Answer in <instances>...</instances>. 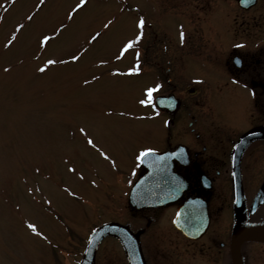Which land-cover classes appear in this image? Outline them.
Returning <instances> with one entry per match:
<instances>
[{"label": "rangeland", "instance_id": "374dc122", "mask_svg": "<svg viewBox=\"0 0 264 264\" xmlns=\"http://www.w3.org/2000/svg\"><path fill=\"white\" fill-rule=\"evenodd\" d=\"M182 1L191 8L192 0ZM156 3L85 0L76 8L80 0H0V264H42L43 239L57 240L60 221L90 230L114 215L115 191L140 173V153L166 145L165 118L141 103L154 86L150 73L129 71L144 53L161 56L164 32L179 36V17ZM154 33L157 45L146 50ZM187 47L169 46L168 58ZM49 60L55 63L44 68ZM203 71L192 61L183 79ZM243 179L251 198L254 177ZM247 251L249 264H264V245Z\"/></svg>", "mask_w": 264, "mask_h": 264}, {"label": "flooded vegetation", "instance_id": "af4514ba", "mask_svg": "<svg viewBox=\"0 0 264 264\" xmlns=\"http://www.w3.org/2000/svg\"><path fill=\"white\" fill-rule=\"evenodd\" d=\"M159 2L160 9L179 17L180 22L175 24L179 36L169 39L164 32L159 42L161 56L144 54L133 68L139 67L137 73L147 70L154 86H161V93L154 99L159 94H174L180 101L174 115L158 109L153 102L154 114L165 118L166 127V145L157 150L177 148L170 152L172 158L163 157L160 164H170L169 174L175 182L145 184L133 202V184L120 186L113 196L114 215L99 224L118 222L127 228L106 233L92 245L93 230H81L80 223L72 227L68 221H60L65 230L57 240L49 235L43 239L48 248L43 249L42 264H233L235 225L243 231L264 224V192L259 194L264 187V0L247 8L240 6L239 0H192L187 10L182 9V0ZM181 32L185 34L183 42ZM157 39L154 33L146 50L155 48ZM169 46L182 51L189 47L185 54L169 59ZM196 60L204 71L188 75L184 81L186 65ZM183 66L182 75L175 74ZM215 91L224 95L223 101L214 98ZM219 106L228 118L219 116ZM244 135L248 141L239 157V173L245 207L238 215L232 182L233 149ZM147 170L142 166L136 179ZM243 175L254 177L247 183L256 190L251 198ZM145 190L150 193L144 194ZM175 196L178 198L162 204L135 205ZM183 206L187 220L199 221L204 210L209 214V227L201 237L192 238L175 224ZM253 243L264 245L260 241L244 243L242 264H249L247 245Z\"/></svg>", "mask_w": 264, "mask_h": 264}, {"label": "water", "instance_id": "95a60500", "mask_svg": "<svg viewBox=\"0 0 264 264\" xmlns=\"http://www.w3.org/2000/svg\"><path fill=\"white\" fill-rule=\"evenodd\" d=\"M255 1H256V0H240V4L243 5V6H245V7H248V6L252 5V4H254ZM157 103H158V104L161 103L159 99H158ZM161 105H162V104H160V106H161ZM244 143H245V139H244V140L241 139V140L239 141V143H238V145H237V148H236L237 152H238V150H239V152H240V149L242 148V146H243ZM160 154H161L160 152H149V153H147V154L143 157V160H145V162H147L146 159H148V158H152V157H155V156H158V155H160ZM150 168H151V166H150ZM152 171H154V169H152ZM150 174H151V173H150ZM236 176H237V179H236V181H235V187H236L235 189H236V195H237V192L239 193V196L237 195V200H239V203H240V206H241V207H239V208L241 209V208L243 207L242 189H241V184H240V178H239V175L237 174ZM145 177H146V176H145ZM145 177H144L143 179H141V180L137 183V185L134 187V189L137 188V187H139V186L141 185L142 182H144L147 178L150 177V175H149V177H148V176H147L146 178H145ZM237 202H238V201H237ZM237 202H236V203H237ZM237 207H238V206H237ZM239 208H237V209H239ZM240 209H239V210H240ZM207 225H208V222H204V223H202V224H201V227H200V230L197 231V233H196V234H193V235H197V236H198V235H201V234L205 231ZM115 227H116L115 224H107V225H104V226H102V227H99V228L96 230V231H97V232H96L97 234H95V235L93 236V239H98V238H100V237L102 236L101 233L112 232V231L115 229ZM98 233H100V234L98 235ZM246 239H250V240H264V228H255V229L251 230V232H248V233H239V232H235V233H234L233 242H232L233 261H234V264H240L239 257L237 256V249H238L239 245H240L244 240H246Z\"/></svg>", "mask_w": 264, "mask_h": 264}, {"label": "snow or ice", "instance_id": "6c2138e0", "mask_svg": "<svg viewBox=\"0 0 264 264\" xmlns=\"http://www.w3.org/2000/svg\"><path fill=\"white\" fill-rule=\"evenodd\" d=\"M41 2H43V0H41ZM84 3H85V0H80V4H77V5H76V8H80L81 5H83ZM138 23H139V26H140L141 28H143V26H144V24H145V21H144L143 18H141V19L139 20ZM180 35H181V42H183V37H184L185 34H184L183 32H181ZM142 36H143V33L141 32L140 34H138V35L135 37L134 40H129V41L125 44V46H124L125 50L128 49V48H131V47L136 43V41H138V40H140V39L142 38ZM49 39H50V37H48V36H44V37H43V40H44V41H48ZM9 43H11V41H9ZM241 46H242V45H241ZM138 55H139V54H138ZM71 58H72L73 60L77 59V57H75V56H73V57H71ZM53 63H55V61L49 60V61L47 62V64L44 65V68H46L49 64H53ZM236 63H240V61L237 60ZM41 70L43 71L44 69L42 68ZM139 70H140L139 67L129 69L130 72H137V71H139ZM160 87H161L160 85H156V86H154V87H149V88H147V89H146L147 99L141 101V103H151V102H152V99H153V93H154L155 91H157V89H159ZM161 102L163 103V101H161ZM81 131H84V129H81ZM88 143H90V144L93 143V141H92L91 138L88 139ZM152 151H154V149H145L143 152H141V156H144V155H146L147 153L152 152ZM104 155H107V154L105 153ZM30 227L33 229V231L36 230V225L33 224V225H30Z\"/></svg>", "mask_w": 264, "mask_h": 264}, {"label": "bare ground", "instance_id": "6f19581e", "mask_svg": "<svg viewBox=\"0 0 264 264\" xmlns=\"http://www.w3.org/2000/svg\"><path fill=\"white\" fill-rule=\"evenodd\" d=\"M201 213V212H200ZM202 214V213H201Z\"/></svg>", "mask_w": 264, "mask_h": 264}]
</instances>
